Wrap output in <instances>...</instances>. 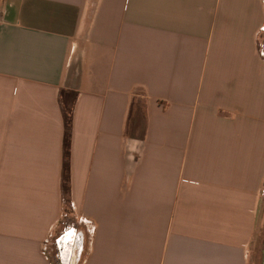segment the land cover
<instances>
[{
    "label": "crops",
    "instance_id": "0c3cea01",
    "mask_svg": "<svg viewBox=\"0 0 264 264\" xmlns=\"http://www.w3.org/2000/svg\"><path fill=\"white\" fill-rule=\"evenodd\" d=\"M64 90L65 264H253L264 0H0V264H54Z\"/></svg>",
    "mask_w": 264,
    "mask_h": 264
},
{
    "label": "trees",
    "instance_id": "16d2710c",
    "mask_svg": "<svg viewBox=\"0 0 264 264\" xmlns=\"http://www.w3.org/2000/svg\"><path fill=\"white\" fill-rule=\"evenodd\" d=\"M77 101V93L75 91H62L61 92V107L64 117V139H63V178L62 189L65 204V214H71V150H72V136H73V116L75 105ZM134 107V104H133ZM143 109V106H141ZM140 108V110H142ZM73 231L62 239V244L66 237L72 235ZM61 244V246H62ZM67 261V260H66Z\"/></svg>",
    "mask_w": 264,
    "mask_h": 264
},
{
    "label": "rangeland",
    "instance_id": "374dc122",
    "mask_svg": "<svg viewBox=\"0 0 264 264\" xmlns=\"http://www.w3.org/2000/svg\"><path fill=\"white\" fill-rule=\"evenodd\" d=\"M75 222L72 217H70V214L65 215L63 218V221L59 225V228L55 232L53 239L51 241V256L53 259L54 264H64L60 258L61 254H59V248L58 245L60 243L61 238L68 233V228L70 226H74ZM66 233V234H65ZM57 247V248H56ZM255 259L253 264H264V201H263V209L261 212L260 217V228L259 232L257 233L256 242H255ZM66 251V250H65Z\"/></svg>",
    "mask_w": 264,
    "mask_h": 264
},
{
    "label": "bare ground",
    "instance_id": "6f19581e",
    "mask_svg": "<svg viewBox=\"0 0 264 264\" xmlns=\"http://www.w3.org/2000/svg\"><path fill=\"white\" fill-rule=\"evenodd\" d=\"M74 238L75 237H73V234L72 235H69L68 237H66V239H65V241L63 242V244H62V246H65V247H67L68 249H69V252H73V247H74ZM72 243V248L70 247L71 246V243ZM68 243V244H67ZM74 253V252H73ZM69 253L67 252V251H65V253H64V257H66L67 255H68Z\"/></svg>",
    "mask_w": 264,
    "mask_h": 264
},
{
    "label": "flooded vegetation",
    "instance_id": "af4514ba",
    "mask_svg": "<svg viewBox=\"0 0 264 264\" xmlns=\"http://www.w3.org/2000/svg\"><path fill=\"white\" fill-rule=\"evenodd\" d=\"M61 244H62V241L60 243V246H61ZM75 249H77V247ZM65 250L69 253L66 257H64ZM61 257H62L61 260L63 261L64 264H65V261L70 257L69 249L65 246H61Z\"/></svg>",
    "mask_w": 264,
    "mask_h": 264
},
{
    "label": "water",
    "instance_id": "95a60500",
    "mask_svg": "<svg viewBox=\"0 0 264 264\" xmlns=\"http://www.w3.org/2000/svg\"><path fill=\"white\" fill-rule=\"evenodd\" d=\"M66 236V235H65ZM77 253H79V250L78 249H75V256L77 257ZM80 254V253H79ZM76 259V258H75ZM74 261H76V260H74ZM74 264H77V261L76 262H74Z\"/></svg>",
    "mask_w": 264,
    "mask_h": 264
}]
</instances>
